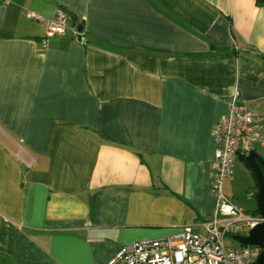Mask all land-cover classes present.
Returning a JSON list of instances; mask_svg holds the SVG:
<instances>
[{
	"label": "crops",
	"instance_id": "1",
	"mask_svg": "<svg viewBox=\"0 0 264 264\" xmlns=\"http://www.w3.org/2000/svg\"><path fill=\"white\" fill-rule=\"evenodd\" d=\"M58 8L82 42L42 48L45 22L28 14ZM259 55L254 0L0 2V257L106 264L124 245L199 228L215 209L212 127L233 90L264 115ZM223 192L258 215L240 156Z\"/></svg>",
	"mask_w": 264,
	"mask_h": 264
},
{
	"label": "built area",
	"instance_id": "2",
	"mask_svg": "<svg viewBox=\"0 0 264 264\" xmlns=\"http://www.w3.org/2000/svg\"><path fill=\"white\" fill-rule=\"evenodd\" d=\"M6 3L7 0H0ZM28 16L45 22L41 47L49 39L69 33L74 41L81 40V32L70 23L67 12L58 8L51 19L37 14ZM215 153L208 173L215 209L211 218L199 225L183 226L177 232L158 239L136 241L122 246L106 264H255L260 254L257 247H230L225 238L248 234L263 223L259 215L246 214L238 209L223 192V184L231 179L234 158H245L256 147L264 148V115L250 110L233 90L228 112L211 132Z\"/></svg>",
	"mask_w": 264,
	"mask_h": 264
},
{
	"label": "water",
	"instance_id": "3",
	"mask_svg": "<svg viewBox=\"0 0 264 264\" xmlns=\"http://www.w3.org/2000/svg\"><path fill=\"white\" fill-rule=\"evenodd\" d=\"M67 14L71 25L75 26L76 16L70 12H67ZM77 29L82 31V26L78 25ZM245 162L254 174L257 185V192L254 194L256 213L264 218V176L259 166L260 164H264V160L252 150L247 154ZM232 239L240 245L259 248L260 254L256 258L255 264H264V222L253 227L246 236L234 235Z\"/></svg>",
	"mask_w": 264,
	"mask_h": 264
},
{
	"label": "rangeland",
	"instance_id": "4",
	"mask_svg": "<svg viewBox=\"0 0 264 264\" xmlns=\"http://www.w3.org/2000/svg\"><path fill=\"white\" fill-rule=\"evenodd\" d=\"M256 151H257L259 154H261V155L264 156V148L256 147ZM243 235H245V234H243ZM224 242H225V245H226V246H230V247H234V246L237 245V244L233 241V239H232L231 237H226L225 240H224ZM0 260H1L0 264H12V263H10L8 260H6V259H4V258H1V257H0Z\"/></svg>",
	"mask_w": 264,
	"mask_h": 264
},
{
	"label": "trees",
	"instance_id": "5",
	"mask_svg": "<svg viewBox=\"0 0 264 264\" xmlns=\"http://www.w3.org/2000/svg\"><path fill=\"white\" fill-rule=\"evenodd\" d=\"M254 1H255L256 5H258L259 7L263 8V10H264V0H254ZM259 56L261 57V59L264 62V56H262V55H259ZM242 159L244 160V158H242ZM244 163L248 167V165L246 164L245 160H244ZM262 168H264V164H262ZM252 175H253V173H252ZM0 262H1V260H0Z\"/></svg>",
	"mask_w": 264,
	"mask_h": 264
},
{
	"label": "clouds",
	"instance_id": "6",
	"mask_svg": "<svg viewBox=\"0 0 264 264\" xmlns=\"http://www.w3.org/2000/svg\"><path fill=\"white\" fill-rule=\"evenodd\" d=\"M78 30V29H77ZM81 32V31H80ZM246 158V157H245ZM245 158H244V160H245ZM250 247V246H249Z\"/></svg>",
	"mask_w": 264,
	"mask_h": 264
}]
</instances>
